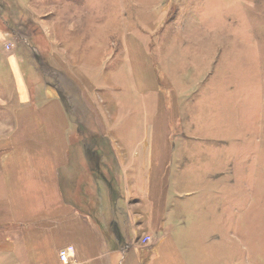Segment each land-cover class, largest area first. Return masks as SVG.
<instances>
[{
    "label": "rangeland",
    "instance_id": "374dc122",
    "mask_svg": "<svg viewBox=\"0 0 264 264\" xmlns=\"http://www.w3.org/2000/svg\"><path fill=\"white\" fill-rule=\"evenodd\" d=\"M0 2V138L24 104L11 66L18 58L29 105L51 112L58 103L90 161L97 144L105 169L137 152L130 160L146 155L155 168L171 166L174 181L195 184L182 201L195 200L186 239L198 259L208 249L203 264H264V0ZM115 182L105 218L125 245L136 226ZM161 231H139L138 243L156 244Z\"/></svg>",
    "mask_w": 264,
    "mask_h": 264
},
{
    "label": "crops",
    "instance_id": "0c3cea01",
    "mask_svg": "<svg viewBox=\"0 0 264 264\" xmlns=\"http://www.w3.org/2000/svg\"><path fill=\"white\" fill-rule=\"evenodd\" d=\"M19 63L15 58L11 66L18 74L19 100L24 104L12 113L14 124L0 138V264H65L58 255L66 246L74 248L66 264L207 263L208 249L202 250L205 260L198 259L195 239H186L195 230V209L191 210L195 200L185 207L187 202L182 200L195 194V184L188 185L181 174L174 181L171 166L155 168L146 155L145 160H130L138 155L136 150L124 162L118 155L105 169L104 150L97 144L96 157L90 161L91 147L74 133L68 113L58 103L50 102L51 112H45L44 106L36 110L29 105ZM146 66L143 60V69ZM69 77L73 78L71 71ZM74 79L83 82L79 76ZM105 129L96 127L102 141ZM109 129L114 131L113 126L108 125ZM191 169L193 174L195 165ZM115 178L126 191L119 204L126 207L136 226L125 245L115 235L116 221L106 222L105 218L110 214V188ZM174 183L184 184L182 190L190 191L172 186ZM169 188L178 196L175 210L168 206ZM141 230L145 234L161 231V238L156 244L140 246ZM223 259L220 261L226 262Z\"/></svg>",
    "mask_w": 264,
    "mask_h": 264
},
{
    "label": "built area",
    "instance_id": "2783aa9c",
    "mask_svg": "<svg viewBox=\"0 0 264 264\" xmlns=\"http://www.w3.org/2000/svg\"><path fill=\"white\" fill-rule=\"evenodd\" d=\"M74 253L73 246H66L62 248L59 252L58 257L62 263H67L69 261V257Z\"/></svg>",
    "mask_w": 264,
    "mask_h": 264
},
{
    "label": "trees",
    "instance_id": "16d2710c",
    "mask_svg": "<svg viewBox=\"0 0 264 264\" xmlns=\"http://www.w3.org/2000/svg\"><path fill=\"white\" fill-rule=\"evenodd\" d=\"M0 3H2V2H0Z\"/></svg>",
    "mask_w": 264,
    "mask_h": 264
}]
</instances>
